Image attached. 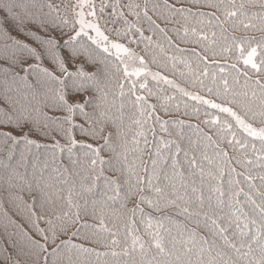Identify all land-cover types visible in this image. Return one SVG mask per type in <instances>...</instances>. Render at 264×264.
<instances>
[{
	"label": "trees",
	"instance_id": "1",
	"mask_svg": "<svg viewBox=\"0 0 264 264\" xmlns=\"http://www.w3.org/2000/svg\"><path fill=\"white\" fill-rule=\"evenodd\" d=\"M101 2L102 0L90 1L96 6L95 18L105 33L110 38L121 40L133 48L144 57L146 68L160 72L179 87L174 88L158 78L154 79L150 74L126 77L114 53L99 55L97 63L85 67L86 72L96 75L95 88L77 97L81 100L85 97H93L97 100L98 106L95 110L93 107L85 109L91 117L90 122L77 112L71 124L61 125L68 129L67 135L54 132L51 137H45L37 132L30 137L36 141L35 144H27L22 139L17 143L0 136V264H33L32 253L35 249L31 241L37 240L44 243V240L36 233L33 226L34 217L28 210L33 206L34 201L36 215H40V209L43 207L46 212L45 219L53 220L56 225L57 239L54 244L48 245V252L62 241H71L72 244H83L85 248L94 249V251L86 253L75 249H62V256L65 252L73 253L83 261V264H123L124 257H113L112 249L104 247V243L110 239V233L96 232L93 227L83 228L78 236H74L73 233L80 229L81 225L98 227L100 219L103 218L108 228L115 232L121 241L130 242L131 237L128 231L133 227L138 230L136 235L145 241H150L151 237L148 235L150 229L147 228L145 219L151 216L153 224L156 223V218H159L164 229L167 230H162L166 238V246L171 247V241L174 238L179 254H183L185 247H192V253L185 259H190L193 264H197L199 236L208 237L209 233L202 224L197 222V219L180 214L175 205L166 203L164 197L175 198L166 179L168 177L176 182L177 178L172 168L173 159L178 160L179 167L183 169L188 196L193 200L201 190L207 197L209 188L217 185V180L209 177L208 172L217 174L218 169H223L222 188L226 194L224 199L227 200V194L230 191L228 180L234 176L231 169L235 168L237 172H244L247 175L246 169L236 162V158L255 159L251 147L253 144L256 150H264V143L248 137L227 114H220L217 110L192 100L190 96H185L179 90L183 88L189 93L214 99L215 97L210 96L203 86L194 83L203 69L209 73V77H201L205 84L213 86L211 76L215 74L217 83L223 76L229 80L234 90H244L241 87L245 83L244 77L231 67L232 64H236V67L243 72L242 59L238 62L239 51L236 49L224 51L225 42L220 39L219 28L212 27L216 21L213 20L212 24L200 23V21H207L209 17L196 15L200 12H215L220 21H224L220 11L205 6L206 3L215 2V0H148V16L158 27L151 26L142 13L137 18L126 7L128 3L139 4L140 9L136 11H140L145 6V0H118L123 19L114 17L113 9L110 7L104 8L101 15ZM103 2L112 4L117 0H103ZM236 2L239 4L240 0ZM4 3L13 5L14 8L7 17L3 11H0V50L5 43L11 45V41L7 40L9 32L12 36H19L21 41L32 47L41 46L28 35H19L15 30L17 19H14V16L23 19L26 23L29 20L48 21L51 16H55L56 23L60 26L52 29L51 34L59 38L62 31L65 34L63 37L65 40L68 36L75 34L70 30L71 24L76 23L77 29L76 0H0V5ZM49 3L58 6V15L50 14L47 7ZM165 4L189 11L172 12L165 7ZM153 5L157 6V12L151 10ZM245 6L249 13L262 11L258 5L246 4ZM61 18L67 20L68 25L60 24ZM254 22L258 23V21ZM28 27L32 28L33 24L28 23ZM224 27L228 33L235 36L258 39L264 36V32L260 31H234L230 23H225ZM136 28L143 30V37L136 32ZM185 28L188 29L187 35L184 34ZM129 29H131L129 38L135 40V43H129V38H120L116 35L117 32L123 33ZM160 29L164 32L161 33ZM192 29H195L197 33H207L208 39L194 35ZM34 30L38 31L41 37L47 35L38 29ZM212 31L217 32L215 38L211 36ZM165 35L170 38L171 43L165 39ZM144 37H150L151 41ZM86 39L87 37H82L75 46L79 47ZM213 39L216 40L215 44L211 42ZM193 53H198L199 56ZM200 57H207V59L202 60ZM84 59L86 58L82 57L77 63H83ZM256 59L258 63L264 60V52L258 50ZM221 68L224 72L220 71ZM69 70L75 69L69 66ZM249 76L256 78L251 71ZM234 78L239 80V84L233 82ZM3 80L4 78L0 76V97H3L4 93L11 88L10 95L14 99L21 103L27 100L36 103L30 95L31 90L23 83L6 85ZM133 84L136 85L135 88L132 87ZM141 84H146L147 87L141 88ZM137 96H143L144 100L137 101ZM243 99L247 102L248 98ZM252 103L254 110L258 111L260 101L255 100ZM150 106H154V110ZM236 110H240L239 106ZM215 115H220L223 120L232 123L237 138L246 142L249 147L233 148L227 145L226 141L221 140L217 135L216 126L204 123ZM249 120L254 127L261 126L259 115L254 120L249 117ZM72 125H82L85 130H93L95 135L81 131L80 127ZM0 131H12V129L0 127ZM205 135L211 137L212 141L206 140ZM145 136L148 140L147 144L144 143ZM100 137L108 139L106 141ZM228 139H231L230 134ZM166 143L167 147H165ZM215 145L226 149L228 157L218 156ZM177 146L181 150L178 156L175 155ZM93 148L99 149V152H93ZM205 154L211 163L203 159ZM189 157H195L202 165L203 179L198 168L193 170L189 167ZM93 160L97 161L95 165L92 163ZM256 171L259 169H254L253 175ZM153 174L159 178V185L164 189L163 196L156 194L151 186H147L148 179H153V183H156ZM138 178H142L144 183H138ZM239 179L243 184V177ZM243 186L244 191L248 192V187ZM193 187L197 189L196 192L191 190ZM256 187L264 192V186H261L258 180ZM116 188L119 189L118 192L114 191ZM38 195L40 198L37 200ZM142 196L146 197L144 203H141ZM148 200L158 202L159 207L148 203ZM257 202H260L258 198ZM177 203L182 204L181 201ZM137 206L143 209V213L137 212L133 217L130 210ZM65 213L68 215L65 216ZM77 214L78 222L71 224V220L77 219ZM130 220H134L135 224H130ZM37 223L39 228L46 230L48 236H52L53 233L47 231L49 225L45 220H39ZM66 224L68 227L65 234L61 229ZM193 232L198 234L197 243L186 245L184 242ZM254 235L255 227L249 224L246 241L251 240ZM85 237L88 239L85 240ZM98 240L100 243L96 242ZM262 245H264V234L252 244V251L248 253L247 259L253 264L261 258ZM116 250L119 251L118 248ZM152 251L154 254L155 250ZM103 252H108L109 255H96ZM202 255L206 262L209 254L205 252ZM211 255L215 256V252ZM40 264H44L43 259ZM49 264H63V260L51 257Z\"/></svg>",
	"mask_w": 264,
	"mask_h": 264
},
{
	"label": "snow or ice",
	"instance_id": "2",
	"mask_svg": "<svg viewBox=\"0 0 264 264\" xmlns=\"http://www.w3.org/2000/svg\"><path fill=\"white\" fill-rule=\"evenodd\" d=\"M148 0H145V6L140 11L139 4L128 3L126 7L129 9L131 14L137 18L143 14L144 18L149 22L151 26L158 27L155 25V21L148 16L149 8L147 7ZM246 4L253 6L258 5L262 11L249 13ZM82 7L83 5H78ZM206 7L216 9L220 11L224 16V21H220V18L216 16L215 12L211 13H197L199 16H207V21H200V23L212 24L215 20L216 24L212 25L213 28H219L220 39L225 42L224 51H231L236 49L240 53L238 62L242 59L244 66L243 72L236 67V64H232L231 67L244 77L245 83L241 86L243 91L234 90L226 77L221 76L219 83H217V77L215 74L211 76V83L213 86L205 84L201 77H209V73L206 69L200 71L194 83H199L205 91L215 97L214 99H206L204 96L199 94H192L187 92L185 89L180 88L179 90L185 95L190 96L194 101H199L202 105H207L211 109L217 110L220 114H227L228 117L232 118L235 125L241 129L248 137L258 139L264 143V60L257 62L258 50L264 52V36L259 39L256 37H245L235 36L228 33V30L224 27L225 23H230V26L234 31H260L264 32V0H240L238 4L236 0H215V2L206 3ZM51 13L58 15L59 8L51 3L47 5ZM89 15L96 17V6L94 3H89ZM106 7L113 9V16L116 18L123 19V12L121 6L118 3L105 4L102 0L100 4V13L103 14V10ZM165 7L169 11L183 13L189 11L188 9H178L172 5L165 4ZM14 6L8 3L0 5V11H3L5 17L8 13L13 11ZM153 12H157V6L153 5ZM79 17V29H76V23L70 25V30L75 34L68 36L65 40L64 33L61 31L60 37L51 34V30L58 28L60 25L56 23V17L51 16L50 20H39L33 22L29 20L27 23L23 19H17L16 31L19 35H28L34 39L39 45V48L32 47L26 42L19 39V36H12L9 32L7 33V40L11 41V45L5 43L2 50H0V76L4 78V84H16L23 83L28 89L31 90L32 99L36 100V103H32L27 100L25 103H21L19 100L14 99L10 93L12 91L9 88L0 97V127L11 128L12 131H0V136L6 139H11L14 142H20L22 139L27 144H35L36 141L30 137L34 133H42L45 137H51L52 133L68 134V129L63 128V124H71L74 115L79 112L85 117L86 121L90 122L91 117L85 111L88 107L95 108L98 106V102L93 97H85L83 100L78 99L79 95L90 89L95 88L94 81L96 79L95 73L89 74L85 71L86 66L97 63V56L99 55H113L112 50H115V57L118 64L122 65L123 73L126 77H139L142 72L146 71V62L144 57L138 56L125 44L116 42V39H110L109 35L102 31L101 25L98 21L89 22L84 19V12L79 11L75 13ZM254 21H258L254 22ZM126 22V21H125ZM28 23H32L33 27L29 28ZM107 23V21L105 22ZM60 24L68 25V21L61 18ZM45 32L47 35L44 37L39 36L38 31ZM92 30L95 36H91L86 31ZM161 33L164 32L160 29ZM131 29L123 33L117 32L116 35L120 38H129ZM136 32L143 37V30L136 28ZM194 35L205 40L208 39L207 33H197L195 29H192ZM188 29L185 28L184 34L187 35ZM211 36L215 38L217 36L216 31L211 32ZM87 37L79 45L75 46L76 43L82 38ZM144 39L151 41L150 37H144ZM165 39L170 41L165 35ZM90 42V43H89ZM136 41L129 38V43H135ZM199 42V41H197ZM213 44L216 40L211 41ZM178 47V46H177ZM102 50V51H100ZM183 51V50H181ZM121 53L124 54L121 57ZM193 55L199 56L198 53ZM82 57L83 63H77ZM175 59V58H173ZM202 60H206L207 57H200ZM47 61V65H45ZM141 67L136 68L134 71H129L130 63L137 62ZM69 66H72L75 70L70 71ZM224 72V69H220ZM249 71L256 77L249 76ZM153 78L160 79L166 84L172 85L174 88L179 86L174 81L169 80L165 76H158L153 74ZM235 84H239V80L234 78ZM135 84L132 85L135 88ZM141 88H146V84H141ZM243 98H248L247 102ZM137 101L144 100L143 96H137ZM259 100L258 111L253 108V101ZM219 101V102H217ZM239 106V111L236 110ZM154 110V106H150ZM47 109V111H45ZM259 115L261 117V126L254 127L253 123L250 122L249 117L253 120ZM209 126H216L217 135L221 140L226 141L227 145L235 148L246 149L249 145L237 138L236 132L233 130V124L227 120H223L220 115H215L211 119L204 121ZM73 127H80L81 131H85L89 134L95 135V132L91 129L85 130L82 125H72ZM166 130V129H165ZM102 131V129H101ZM19 134V135H17ZM231 135V139H228V135ZM143 135V133H142ZM53 141H55V138ZM104 138L106 141L108 138ZM208 141H212L211 137L205 135L204 137ZM71 139V137H70ZM58 143V142H57ZM144 143L147 144V137H144ZM174 143V142H172ZM86 147H92L91 145H85ZM168 144H165L167 147ZM252 151L255 159L246 158L240 160L236 158V162L244 167L247 171V175L244 172H237L235 168L231 171L234 176H231L228 180L230 191L227 194V200L224 199L225 192L223 191V169H218L217 174L208 172V176L213 180H217V185L209 188V194L207 197L204 196L201 190L199 195L196 196L195 200L188 196V187L184 183L183 169L179 167V162L173 159L172 168L173 174L177 178L176 182H173L171 178L166 177L169 181V186L172 189L174 199H168L164 197L168 205H175L180 214L187 215L189 218L197 219L199 224L208 231L209 236H199V253L197 256V264H253L249 259L248 253L252 251V244L255 243L259 237L264 234V192H261L256 187V181H259L261 186H264V150H256L255 144L252 146ZM218 156L228 157L226 149L219 148L215 145ZM93 152H99V149L93 148ZM180 149L177 146L175 155L178 156ZM159 154V150H157ZM187 156V153H185ZM204 160H209V157L205 154ZM92 163L95 165L96 160ZM189 167L193 170L199 169L201 178L204 176V169L202 165L196 160L195 157L188 158ZM211 163V160H209ZM254 169H259L253 175ZM156 183H153V179L147 180V186H151L153 191L163 196L164 189L159 185V178L155 177ZM240 177H243V184ZM138 183H144L142 178H138ZM246 185L249 189L248 192L244 191ZM234 186V187H232ZM183 189V191H181ZM196 192L197 189L193 187L191 189ZM114 191H119L118 188ZM243 197V199H241ZM37 196V200L39 199ZM257 198L260 202H257ZM146 197H141V203H144ZM71 201V197H69ZM181 201V203H177ZM153 204L155 207H159L158 202L152 200L147 201ZM194 205V207H193ZM35 201L33 206L29 207L30 214L34 217L33 226L36 233L44 240V243H40L37 240H32V245L35 251L32 253L33 264H40L43 259L44 264H49L51 257H57L58 260L62 259L63 264H83V261L75 256L73 253L65 252L61 255L62 249H75L81 252H93L94 249L85 248L83 244H72L71 241H62L56 246L51 252L47 251L49 244H54L56 236V225L51 219H45L46 212L41 207L40 215H36L34 211ZM133 217L137 212L143 213V209L137 208L130 210ZM68 214L65 213V216ZM60 219V217H57ZM77 219L71 220V224H76ZM45 220L49 225L47 231H51L52 236L46 234V230L39 228L38 221ZM153 218L147 216L145 223L147 228L150 229L148 235L151 237L150 241L143 240L142 237L136 235V229L131 228L128 231V235L131 237L130 242L128 240L121 241L115 232L108 228L107 224L100 219L99 225H81L80 229H77L74 236H78L80 231L85 227H93L96 232H108L110 233V239L104 243V247L111 248V255L113 257H124L123 264H193L190 259L185 257L190 256L192 253V247H185L183 254H179L176 249L175 239L171 241V247H167L165 244V236L162 234L164 229L162 222L159 218H156V223H152ZM130 224L134 225L135 221L130 220ZM249 224L255 227V235L252 236L251 240H247L249 232ZM68 225L66 224L61 230L66 234ZM197 233L193 232L187 240L184 242L186 245H194L197 243ZM85 240L88 238L85 237ZM100 243V241H96ZM119 249L117 251L116 249ZM155 250L153 254L152 250ZM247 251H244V250ZM209 254V259L205 262L203 253ZM215 252V256L211 254ZM261 258L255 262V264H264V245L261 246ZM46 253V255H43ZM97 256L109 255L108 252L96 253ZM218 258V259H217Z\"/></svg>",
	"mask_w": 264,
	"mask_h": 264
},
{
	"label": "rangeland",
	"instance_id": "3",
	"mask_svg": "<svg viewBox=\"0 0 264 264\" xmlns=\"http://www.w3.org/2000/svg\"><path fill=\"white\" fill-rule=\"evenodd\" d=\"M90 1L91 0H76V10H75V12H79V11H83L84 12V19L86 20V21H89V22H96V18H94V17H92L91 15H89V7H88V5H89V3H90ZM83 5L82 7H80V6H78V5ZM76 18H77V30L79 29V24H78V21H79V17L78 16H76ZM102 29V28H101ZM86 31L88 32V34L89 35H91V36H95V33H94V31H92V30H88V29H86ZM102 31H104L103 29H102ZM106 34V33H105ZM107 35V34H106ZM110 38V37H109ZM110 39H112V38H110ZM116 42H120V43H123V44H125L123 41H121V40H118V39H116ZM125 46L126 47H129L128 45H126L125 44ZM132 51H134L138 56H141L140 54H138L133 48H131V47H129ZM112 52L115 54V50H112ZM121 55V57H123L124 56V54L123 53H121L120 54ZM139 67H141L140 65H139V63H138V61L137 62H134V63H130V65H129V71H134L136 68H139ZM145 74H150V75H152L153 76V74H158V76H164L163 74H161L160 72H157V71H152V70H149L148 68H146V71L145 72H142V74L140 75V76H142V75H145ZM139 76V77H140ZM133 77H135V76H133Z\"/></svg>",
	"mask_w": 264,
	"mask_h": 264
}]
</instances>
